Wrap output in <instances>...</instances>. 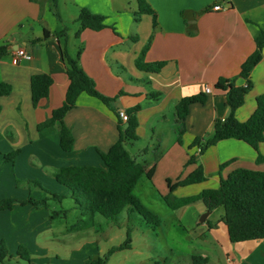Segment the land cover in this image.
Listing matches in <instances>:
<instances>
[{"label": "crops", "instance_id": "0c3cea01", "mask_svg": "<svg viewBox=\"0 0 264 264\" xmlns=\"http://www.w3.org/2000/svg\"><path fill=\"white\" fill-rule=\"evenodd\" d=\"M146 2L149 14L140 13L138 0H59L55 15L48 0H0V46L8 48L0 59V85L11 87L9 95L0 96V199L43 201L60 195L66 196L63 201L72 200L69 189L55 179V172L73 166L101 167L99 152L108 153L118 142L120 124L123 130L127 127L126 121L120 122L119 113L139 106L140 139L127 142L126 148L147 172H154L151 179L142 177L134 195L159 217L156 207L172 216L168 223L185 226L194 238L212 239L221 246L225 264H264V240L232 243L221 221L224 212L215 216L217 210L209 213L202 202L174 211L163 201L170 192L168 181L174 185L184 180L199 165L204 168L206 182L177 187L175 197L216 189L221 179L236 169L264 172V161L257 162L258 154L264 156V143L258 152L235 139L221 141L200 155L198 147L191 148L196 138H210L215 120H224L231 112L225 99L228 83L221 84L219 79L235 80L238 86L247 84L239 73L264 29V0ZM215 5L222 9L213 11ZM82 8L105 17L108 27L87 29L77 37ZM64 29L70 55L78 59L99 93L115 98L107 106L86 93L79 96L64 117L75 140L70 153L61 149L57 126L39 130L62 106L69 85L61 52L63 39L60 42L54 36ZM46 30L49 37H45ZM20 48L33 58L12 64L11 57ZM156 62H165L159 73L138 69L140 63ZM41 74L50 75L53 84L48 98L34 106L31 82ZM250 82L245 103L235 113L240 122L250 118L257 97L264 93V58L252 71ZM193 95H205L207 100L190 106L180 143L176 106ZM148 139L152 148L143 145ZM15 152L13 161H8ZM192 156L198 157V163H189ZM51 201L48 208L26 204L0 211V241L5 242L10 255L0 264H27L18 257L21 247L29 251L31 264H88L92 256H104L125 241L130 227L127 212L117 224L97 216L99 233L91 234L85 227L88 232L80 233L87 217L74 204L66 209L61 206L63 201H54L60 205L58 210ZM61 210L67 215L52 217ZM206 213L209 215L202 222ZM73 215H78L77 221L68 226L65 222ZM136 233L132 229V249L115 253L107 264H128L130 255L125 253L134 249Z\"/></svg>", "mask_w": 264, "mask_h": 264}, {"label": "trees", "instance_id": "16d2710c", "mask_svg": "<svg viewBox=\"0 0 264 264\" xmlns=\"http://www.w3.org/2000/svg\"><path fill=\"white\" fill-rule=\"evenodd\" d=\"M51 11L57 15L59 0H48ZM140 13H151L146 0H138ZM77 22L80 23V30L76 33L79 37L84 30L101 31L108 26L105 17L93 14L90 10L82 8ZM49 31H45V37H49ZM54 36L61 42L62 59L66 68V75L69 80L68 89L62 106L54 110L51 116L39 126V130L47 127H58L61 149L70 153L74 149V136L72 130L64 123L65 115L73 109L79 96L83 93L95 97L105 105L115 101V98H108L98 92L95 82L81 68L78 59L73 58L67 46V30L54 33ZM256 49L242 64L239 77L247 80L245 86L236 85L235 80L220 78L221 84L228 83V91L225 95L226 104L231 113L228 118L216 119L214 123L213 135L210 138H196L191 148L198 147L200 154L217 143L235 139L243 141L258 152L261 143H264V93L256 99V109L250 118L245 122L236 119V111L242 107L246 100V95L250 89V76L256 66L264 58V29L255 38ZM8 53L6 46H0V59ZM165 66V62L140 63L138 69L159 73ZM53 79L50 75L41 74L32 78V100L37 106L40 101L48 98ZM11 92V87L7 84L0 85V96H7ZM205 95H193L184 97L176 106L177 123L179 125L178 141L185 132V120L189 114L190 106L193 104H205ZM137 106L127 110L128 121L125 130L120 124V138L108 153L99 152L102 166H73L57 170L55 179L70 191V197L74 201L75 208L81 211L87 218L82 221L85 229L99 226L96 217L100 216L108 222L118 223L123 212L137 213L145 224L149 227H159L161 220L159 216L150 211L142 204L139 198L134 195V190L142 177L152 178L153 169L146 171L145 167L138 163L126 148L127 142L139 141L137 115L140 111ZM121 122L120 116H118ZM17 152L7 157L8 161H13ZM264 161V156L258 154L257 162ZM190 164L198 163V157L192 156ZM228 165L224 164L221 169ZM207 178L202 165L191 173L184 180H180L172 185L168 181L170 192L163 197L164 203L171 210H178L183 207L202 202L209 213L223 208L224 215L221 221L225 224L229 239L232 243H241L254 240H264V172L250 169H236L227 178L221 179L220 185L216 189H205L199 195L186 198H177L173 191L177 187L201 184ZM66 196L52 195L51 199L36 201L29 198L26 201L16 199H0V211L12 210L17 205L31 204L36 207L48 208L49 200L62 203ZM67 211L61 210L53 213L52 217L66 216ZM208 222V221H207ZM132 249V228L127 230L125 241L113 246L104 256H92L88 264H107L112 255L119 251ZM18 257L27 264H31L29 251L21 247L18 250ZM10 258L8 248L4 241H0V261ZM194 264H206L203 258H193Z\"/></svg>", "mask_w": 264, "mask_h": 264}, {"label": "rangeland", "instance_id": "374dc122", "mask_svg": "<svg viewBox=\"0 0 264 264\" xmlns=\"http://www.w3.org/2000/svg\"><path fill=\"white\" fill-rule=\"evenodd\" d=\"M70 28L74 30L75 26L70 25ZM149 144L152 148L153 143L150 139L143 143L144 146ZM51 204L60 210L58 203L51 201ZM73 204L74 202L69 199L63 201L61 206L68 209ZM161 206L167 209L164 203ZM155 209L161 219L164 220V223L161 222L159 227H148L137 213L130 214L129 225L138 233L133 237L134 249L125 253L130 255L128 264H194L193 258L200 257L207 260L206 264H225L226 258L221 246L217 245L212 239L194 238L190 232L183 229L185 226L181 227L175 223H168L170 219H173L172 216L163 214L159 207ZM222 212H224L223 208L217 209L215 216ZM77 218L78 215L70 216L65 223L68 226L74 225ZM102 220L105 219L102 218ZM84 227V225H81L79 228L83 229ZM83 230L80 233L88 231L91 234H94L95 231L99 233L100 226L88 231ZM196 231L199 232V230ZM146 253H149V257L146 256Z\"/></svg>", "mask_w": 264, "mask_h": 264}, {"label": "built area", "instance_id": "2783aa9c", "mask_svg": "<svg viewBox=\"0 0 264 264\" xmlns=\"http://www.w3.org/2000/svg\"><path fill=\"white\" fill-rule=\"evenodd\" d=\"M222 7L220 5H215L212 7L213 11H220ZM33 56L28 53L25 49L20 48L18 49L14 55L11 57V63L12 64H17L20 60H32ZM206 93H210V88H206ZM119 116L122 121H128V114L124 111H121L119 113ZM198 153H200V149L198 148Z\"/></svg>", "mask_w": 264, "mask_h": 264}, {"label": "water", "instance_id": "95a60500", "mask_svg": "<svg viewBox=\"0 0 264 264\" xmlns=\"http://www.w3.org/2000/svg\"><path fill=\"white\" fill-rule=\"evenodd\" d=\"M231 112L228 113V115L226 116L227 118L229 117ZM209 213L204 214L203 218L201 219L202 222H205L206 218L208 217Z\"/></svg>", "mask_w": 264, "mask_h": 264}]
</instances>
